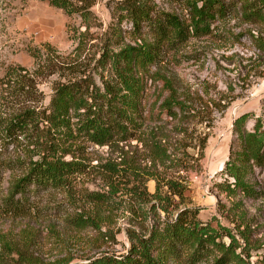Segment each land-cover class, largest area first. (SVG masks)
I'll list each match as a JSON object with an SVG mask.
<instances>
[{"label":"rangeland","instance_id":"obj_1","mask_svg":"<svg viewBox=\"0 0 264 264\" xmlns=\"http://www.w3.org/2000/svg\"><path fill=\"white\" fill-rule=\"evenodd\" d=\"M74 1L91 4L98 26L87 31L79 15L69 16L48 0H0V79L11 66L33 70L34 49L50 44L57 51L55 59L60 56L65 64L81 57L87 74L101 85L96 73L100 36L112 22L119 0ZM154 2L159 12L177 16L185 25L190 22L189 0ZM121 28L125 42L135 44L137 34L132 24L124 21ZM260 28L243 21L238 11L229 10L212 24L211 34L196 37L190 33L181 43L162 44L147 74L143 99L146 124L131 135L134 139L113 146L83 141L77 138L76 120L72 119L73 137L59 141L58 155L83 162L87 171L69 187L45 189L31 196V209L18 213L2 209L1 203L11 181L26 174L31 162L39 159L41 149L33 143L47 125L36 120L31 125L33 131L4 138L3 121L14 107L44 111L61 77L36 75L27 94L8 97V106L0 107V117L4 118L0 122V264H65L67 260L74 264L104 252L122 254L131 245V233L147 236L159 219L172 220L185 207L199 209L201 222L222 234L217 240L227 248V264H264V155L260 164L250 160L242 168L247 190L234 183L231 190L221 189L226 178L234 182L226 174V163L240 158L242 152L235 119L248 114L244 127L251 131L260 118L264 131V51L255 46L253 38ZM141 34L142 42L153 38L149 31ZM164 79L194 110L186 121L160 109L168 95L161 91ZM204 138L207 140L201 149ZM156 142L167 151L165 162L155 153ZM236 162L242 166L239 160ZM109 163L118 165L121 171L130 168L135 173L130 176L132 182L149 194L156 192L160 179V193L166 196L168 212L157 206V215L145 214L154 201L142 202L124 190L111 195L101 177ZM167 181L184 186L182 199L163 185ZM92 192L107 194L109 202H88ZM82 212L91 220L78 226L74 218ZM222 254L214 248L199 264H215ZM169 261L176 264L175 259Z\"/></svg>","mask_w":264,"mask_h":264},{"label":"trees","instance_id":"obj_2","mask_svg":"<svg viewBox=\"0 0 264 264\" xmlns=\"http://www.w3.org/2000/svg\"><path fill=\"white\" fill-rule=\"evenodd\" d=\"M48 1L69 16L79 15L87 31L90 27L98 26L91 4L74 0ZM188 3L191 20L185 25L177 16L159 12L154 0H119L114 8L112 22L100 36L101 54L97 59L96 73L99 74L101 85L96 83L93 75L87 74L85 61L81 57L72 58V62L65 64V60L60 61V56L55 59L57 51L50 44L34 49L33 70L19 65L6 70L0 79V107L8 106V97L13 99L27 94L26 89L36 75L58 74L62 81H58L53 87L50 104L44 111L38 113L30 109L16 110L14 107L7 121L0 117L5 129L4 138L14 137L15 132L33 131L31 125L36 120L47 125L46 130L37 134L33 143L36 148L41 149L39 159L31 162L26 174L11 181L9 193L1 203L2 209L13 213L28 211L31 209L28 206L31 196L45 189L69 187L74 179L87 171L83 162L65 160L58 155L59 141L69 137L73 129L72 119L76 120L77 138L83 141L113 146L134 139L131 135L139 132L146 124L143 99L147 88V74L160 55L162 44L181 43L188 39L190 33L196 37L211 34L212 24L218 18L225 17L229 10L238 11L243 21L264 29V0H189ZM124 21L130 22L133 33L137 34L134 37L135 44L124 40L121 28ZM261 28L259 34H253V38L255 46L264 51V31ZM145 31L152 33L153 38L142 42L141 33ZM74 38L76 39V35ZM161 91H166L168 95L162 100L160 109L174 119L186 121L194 111L188 106V102L177 95L169 80L164 79ZM247 118L248 114H243L234 121L236 138L241 143L242 152L240 158L226 163V174L234 182H229L226 178L221 184V189L225 191L231 190L232 183L235 187L247 190L242 181V168L247 161L253 160L260 164L263 160L264 131L260 127L261 119L258 118L254 129L249 131L244 127ZM64 128L67 130H62ZM40 139L45 141L40 142ZM206 140L207 138L202 140L201 149ZM155 149V153L165 162L167 151L157 142ZM238 160L242 166L236 162ZM1 171L0 165V176ZM102 172L101 177L110 188L111 195L124 190L127 195L142 202L150 204L151 200L154 201L152 208L146 210L145 214L151 212L157 215V206L168 212L166 196L160 193V179H157L156 192L149 194L142 190L139 183L132 182L130 176L135 173L130 168L121 171L118 165L109 163ZM163 185H167L173 195L180 199L184 197V186L174 181H167ZM87 199L95 205H103L110 198L103 192H92ZM198 215L199 209L185 207L172 220L159 219L147 236L131 233V245L126 252H104L88 257L86 262L74 264H169L170 259H175L176 264H199L211 255L214 248L223 252L215 264H227V248L217 240L222 234L211 226L204 225ZM74 220L78 226H83L91 218L82 212ZM185 251L187 253L183 257ZM69 262L67 260L65 264Z\"/></svg>","mask_w":264,"mask_h":264}]
</instances>
